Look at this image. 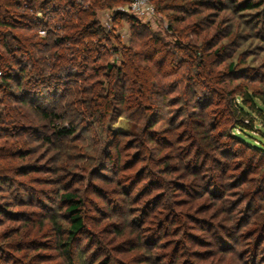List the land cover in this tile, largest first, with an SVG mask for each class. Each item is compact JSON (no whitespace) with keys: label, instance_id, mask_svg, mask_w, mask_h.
Returning a JSON list of instances; mask_svg holds the SVG:
<instances>
[{"label":"clouds","instance_id":"1","mask_svg":"<svg viewBox=\"0 0 264 264\" xmlns=\"http://www.w3.org/2000/svg\"><path fill=\"white\" fill-rule=\"evenodd\" d=\"M0 264H264V0H0Z\"/></svg>","mask_w":264,"mask_h":264}]
</instances>
